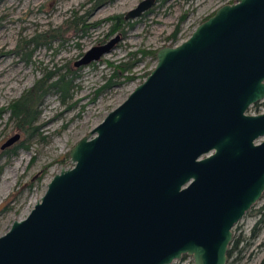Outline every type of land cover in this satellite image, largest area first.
I'll list each match as a JSON object with an SVG mask.
<instances>
[{
	"label": "water",
	"instance_id": "obj_1",
	"mask_svg": "<svg viewBox=\"0 0 264 264\" xmlns=\"http://www.w3.org/2000/svg\"><path fill=\"white\" fill-rule=\"evenodd\" d=\"M154 3L141 0L124 18ZM120 39L90 47L74 67ZM155 57L0 235V264H227L232 228L264 193V139L255 142L264 111L247 113L264 100V0L220 6Z\"/></svg>",
	"mask_w": 264,
	"mask_h": 264
},
{
	"label": "rangeland",
	"instance_id": "obj_2",
	"mask_svg": "<svg viewBox=\"0 0 264 264\" xmlns=\"http://www.w3.org/2000/svg\"><path fill=\"white\" fill-rule=\"evenodd\" d=\"M140 1L112 0L96 4V0H0V110L7 108L47 71L77 70L72 98L63 104L50 91L38 107L40 113L33 134L28 136L18 130L9 118V111H0V146L20 134L13 145L0 150V235L14 220L28 214L55 173L72 165L67 153L79 138L88 135L145 79L156 64L154 53L158 48L185 40L220 6L235 2L155 0L141 16L125 19L132 25L124 27V34L111 33L109 18L124 16ZM75 18L79 22L78 30L71 27ZM177 25L178 38L171 44L169 36ZM45 33L53 35L49 46L35 47L28 43L36 36L42 42ZM116 34L121 39L110 52L98 61L74 67L73 63L87 49L107 42ZM139 51L145 53L134 54ZM28 53L31 54L26 60ZM122 63L133 64L124 75L135 78L118 83L124 80L118 67ZM110 80L113 83L107 85ZM19 143L25 147L12 153V148ZM263 205L264 197L232 228V235L241 234L243 240L240 251L227 260L228 264H259L264 257V224L251 237V229L260 215L257 210ZM171 264H193V259L184 256Z\"/></svg>",
	"mask_w": 264,
	"mask_h": 264
},
{
	"label": "trees",
	"instance_id": "obj_3",
	"mask_svg": "<svg viewBox=\"0 0 264 264\" xmlns=\"http://www.w3.org/2000/svg\"><path fill=\"white\" fill-rule=\"evenodd\" d=\"M112 0H96V4H102L106 3ZM112 20V27L110 29L111 33L113 32H118L121 31V34H124V27L132 25L131 22H128L125 20L123 15H114L109 18ZM78 20L75 18L72 28L77 29L78 25ZM83 27V26H82ZM81 29L83 30L84 27ZM78 30V29H77ZM178 33H179V27L177 25L176 29L172 32V34L169 36L171 39V44L176 42L178 38ZM39 36L31 38L28 43L34 44V46H38L40 44H44L49 46L51 42V38L53 35H48V33H45L43 35L44 39L41 41H38L37 38ZM139 53H145V52H134V54H139ZM149 53V52H148ZM31 53H28L26 56V60H28V57L30 56ZM155 55V53H154ZM133 64H125L122 63L120 67V74L123 75V81H119L118 83H123L129 80L134 79L135 77L132 76H125L124 73L126 70H129L132 68ZM147 73L146 75H148ZM117 73L115 72L116 76ZM77 76V70L72 69V68H55L54 70H49L47 71L42 78L38 79L35 84L26 90L24 93H22L18 98L12 100L7 108H3L0 111H9V118L13 120L15 127L22 131L26 135H31L34 133L36 130L35 122L38 119L40 110L39 106L42 104L45 96L49 94V92H54L61 103H67L71 98H72V90L74 88V79ZM125 76V77H124ZM113 82L112 80L109 81L107 85H111ZM20 147H25L23 143L17 144L13 150H11L12 153L15 152V149L20 148ZM9 151V150H8ZM264 197V193L262 194L261 198ZM257 212L260 213L259 218L255 221L254 226L251 229V237H255L260 225L264 224V205L260 207V209L257 210ZM243 237L242 235H238L235 237L233 235L231 243L229 245L228 251H227V258L228 260L230 257L240 251L239 245L242 242ZM228 264V263H227ZM259 264H264V257L262 260L259 262Z\"/></svg>",
	"mask_w": 264,
	"mask_h": 264
},
{
	"label": "flooded vegetation",
	"instance_id": "obj_4",
	"mask_svg": "<svg viewBox=\"0 0 264 264\" xmlns=\"http://www.w3.org/2000/svg\"><path fill=\"white\" fill-rule=\"evenodd\" d=\"M264 111V100L258 101L254 104H252L248 110L247 113L248 114H258ZM264 138L261 137L258 140H256L255 142H260L261 140H263ZM255 205V204H254ZM242 219V218H241ZM184 257V256H183Z\"/></svg>",
	"mask_w": 264,
	"mask_h": 264
}]
</instances>
